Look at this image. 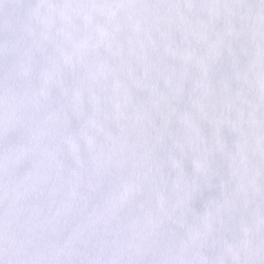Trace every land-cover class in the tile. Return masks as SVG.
<instances>
[{"label":"snow or ice","instance_id":"snow-or-ice-1","mask_svg":"<svg viewBox=\"0 0 264 264\" xmlns=\"http://www.w3.org/2000/svg\"><path fill=\"white\" fill-rule=\"evenodd\" d=\"M0 264H264V0H0Z\"/></svg>","mask_w":264,"mask_h":264}]
</instances>
